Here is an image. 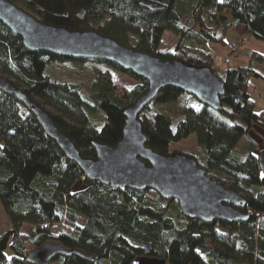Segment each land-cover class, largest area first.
Returning a JSON list of instances; mask_svg holds the SVG:
<instances>
[{
    "label": "trees",
    "instance_id": "obj_1",
    "mask_svg": "<svg viewBox=\"0 0 264 264\" xmlns=\"http://www.w3.org/2000/svg\"><path fill=\"white\" fill-rule=\"evenodd\" d=\"M9 1L48 24L95 30L161 59L210 67L224 84L219 110L203 104L195 109L182 102L170 115L158 106L177 102L187 93L167 85L138 119L146 145L162 154L170 153L171 143L193 133L203 157L197 164L207 172L224 173L227 187L246 193L243 211L249 218L204 222L184 216L175 199H162L153 189L112 187L85 177L29 109L22 115L16 96L0 90V203L10 222L0 234V264H26L28 251L48 241L92 254L90 259L58 255L50 264H131L137 256L164 258L166 264H264V176L256 144L249 139L253 129L264 131V110L255 112L249 80L264 76L251 65L216 68L214 54L202 48L207 42H224L231 27L264 43V0ZM141 1L157 8L151 10ZM165 30L177 35L172 52L158 50ZM242 52L250 62L264 61L255 51ZM65 59L73 58L26 49L21 37L0 22V74L45 109L82 156L95 157L92 143L112 146L120 140L124 109L148 83L110 62L138 83L117 88L106 71L86 89L75 79L43 75L50 61ZM89 104L104 113L99 129L88 125ZM241 138L249 144L238 149ZM25 224L29 231L21 232ZM55 227L60 228L57 233Z\"/></svg>",
    "mask_w": 264,
    "mask_h": 264
},
{
    "label": "water",
    "instance_id": "obj_2",
    "mask_svg": "<svg viewBox=\"0 0 264 264\" xmlns=\"http://www.w3.org/2000/svg\"><path fill=\"white\" fill-rule=\"evenodd\" d=\"M140 4L151 10L157 8L144 1ZM0 22L19 35L28 50L73 59L107 61L147 80L146 91L124 109L125 122L120 140L112 146L93 142L95 157H84L45 109L0 74V90L14 94L29 109L44 133L56 142L66 158L78 165L85 177L112 187L153 189L162 199H175L184 216L204 222L248 220L249 214L243 211L247 205L244 195L210 178L206 169L190 155L154 151L146 145V136L138 119L140 112L167 85L219 110L224 84L210 67L180 59H161L95 30H74L48 24L9 0H0ZM257 162L264 173V150L258 152ZM70 254L92 258V254L48 241L28 251L26 264H50L58 255ZM131 264H166V260L137 256Z\"/></svg>",
    "mask_w": 264,
    "mask_h": 264
},
{
    "label": "rangeland",
    "instance_id": "obj_3",
    "mask_svg": "<svg viewBox=\"0 0 264 264\" xmlns=\"http://www.w3.org/2000/svg\"><path fill=\"white\" fill-rule=\"evenodd\" d=\"M226 15L228 18H230L228 13ZM247 36L251 37L250 38L252 41L251 43L253 42L258 43L259 45H261V47H263V49L255 47V45L252 44L247 46L245 45V43L242 48L254 49L264 54V43L253 38L251 35L248 34L244 36V38H246ZM130 40H132V42L134 41L132 37H130ZM176 41H177V35L173 33L171 30H165L161 38L159 51L172 52V49ZM202 48L203 50L210 51L214 54L216 58L215 61L216 68L247 65L245 63H241L233 60V58L238 55L237 52L233 50V31L231 29L228 30L224 38V42H218V43L207 42L202 46ZM242 53L241 55H244V53L243 54ZM240 57H244L245 60L248 59L246 55ZM225 58H228V60H230L231 58V61L225 62L224 61ZM217 61L223 63L218 65L216 63ZM253 67L256 71H258L261 75L264 76V62H254ZM106 71L110 72L111 83L117 88L120 87L131 88L139 81L137 78L127 73H122L121 71L115 70V68L109 62L103 60H95V59L52 60L46 65L43 71V75L49 76L52 79H57L60 81L75 79L76 82H78L80 85L83 86V88L88 89L93 85V81L95 80L96 76L99 73L105 74ZM249 93L255 101V108H254L255 112H260L261 110H264V78L251 77L249 80ZM182 102L195 109H198L201 106V103L193 95L187 94L181 96L177 102H173L167 106L160 105L158 107L159 109H163L167 111V113L170 115H175V113L178 112L180 108V103ZM45 108L50 111H54V109L50 106H45ZM85 109L89 116L88 125L90 127L99 129L103 125L105 120L103 111L97 107H93L92 104L86 105ZM146 109L147 108L144 109V112L147 111ZM25 112H26V107L20 104V113L24 115ZM263 134L264 132L260 129H255L253 132H250L249 134V139H251L256 144L255 151L257 153L261 150H264ZM248 144L249 141L247 140V138H241L237 143V148L241 149L247 146ZM197 145L198 144L195 135L192 133L180 141L171 143L169 150L170 152H180L190 155L196 159L198 164L201 165L203 162V157L199 156L200 154L198 152ZM207 175L210 178L217 180L222 185L226 186V183L223 182L226 176L224 173L221 172L220 174H216V172H207ZM241 194L244 196L246 195L245 192H241ZM83 222H84V218L79 217L78 223L83 224ZM9 228H10L9 219L5 214V212L3 211L0 203V234L4 233ZM29 228L30 226L28 224H25L21 226L19 230L21 232H27L29 231ZM59 230H60L59 227H55L53 229L55 233H57ZM5 252L7 256L11 255V251L9 248Z\"/></svg>",
    "mask_w": 264,
    "mask_h": 264
},
{
    "label": "crops",
    "instance_id": "obj_4",
    "mask_svg": "<svg viewBox=\"0 0 264 264\" xmlns=\"http://www.w3.org/2000/svg\"><path fill=\"white\" fill-rule=\"evenodd\" d=\"M230 19V18H229ZM229 29H231L232 31H233V50H235L236 52H237V55L238 56H235L234 58H233V60H235V61H237V62H241V63H245V64H247V65H251L252 67H253V65H254V62H264V61H257V60H252V62H250V58H249V56H247L248 57V59H244V57H240V56H244V55H241V51L242 50H251V51H255V52H257V53H259V54H261V55H263L264 56V54H262V53H260V52H258V51H256V50H254V49H248V48H242L243 47V45H244V43H245V45H250V44H252V45H255V47H258V48H260V49H263V47H261V45H259L258 43H255V42H253V43H251L252 41H251V37H249V36H247L246 38H244V36H246L247 34H244V35H239V34H237L236 32H235V30H234V28L233 27H231V28H229ZM228 29V30H229ZM228 30L226 31V34H227V32H228ZM226 34H225V36H226ZM160 45V44H159ZM158 50H160L159 49V46H158ZM263 51V50H262ZM212 53V52H211ZM243 54V53H242ZM231 61V58H230V60H229V62ZM247 65H240V66H247ZM253 69H254V67H253ZM258 72V71H257ZM263 76V75H262ZM255 129H253L251 132H253ZM264 132V131H263ZM264 135V134H263Z\"/></svg>",
    "mask_w": 264,
    "mask_h": 264
},
{
    "label": "built area",
    "instance_id": "obj_5",
    "mask_svg": "<svg viewBox=\"0 0 264 264\" xmlns=\"http://www.w3.org/2000/svg\"><path fill=\"white\" fill-rule=\"evenodd\" d=\"M224 61H225V62H229L228 58H225ZM216 63H217L218 65H220V64H222L223 62H218V61H217Z\"/></svg>",
    "mask_w": 264,
    "mask_h": 264
},
{
    "label": "snow or ice",
    "instance_id": "obj_6",
    "mask_svg": "<svg viewBox=\"0 0 264 264\" xmlns=\"http://www.w3.org/2000/svg\"><path fill=\"white\" fill-rule=\"evenodd\" d=\"M262 176H264V173H262Z\"/></svg>",
    "mask_w": 264,
    "mask_h": 264
}]
</instances>
